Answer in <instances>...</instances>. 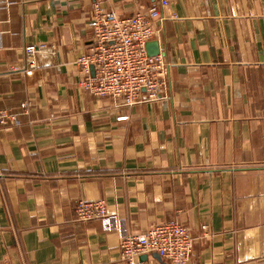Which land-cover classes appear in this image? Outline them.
<instances>
[{"label": "crops", "instance_id": "crops-1", "mask_svg": "<svg viewBox=\"0 0 264 264\" xmlns=\"http://www.w3.org/2000/svg\"><path fill=\"white\" fill-rule=\"evenodd\" d=\"M169 1L166 96L123 106L80 87L91 12L160 0H0V264H126L123 235L170 221L190 264H264V0ZM81 199L114 217L78 221Z\"/></svg>", "mask_w": 264, "mask_h": 264}, {"label": "built area", "instance_id": "built-area-1", "mask_svg": "<svg viewBox=\"0 0 264 264\" xmlns=\"http://www.w3.org/2000/svg\"><path fill=\"white\" fill-rule=\"evenodd\" d=\"M169 0H160L145 11L132 16L95 4L89 27L93 39L89 51L77 58L80 68V87L99 98H111L123 106L152 102L166 96L169 64L160 53L148 54L147 43L158 32L155 20L161 18V8ZM35 46L27 47L29 57L37 52ZM94 67V74L92 73ZM30 103L22 108L28 110ZM17 122L18 116L6 110L0 112V123ZM78 221L103 220L109 223L114 213L105 200L78 201ZM195 238L179 221L159 223L143 234H126L120 238L122 259L126 264H145L143 255L158 253L171 264H190Z\"/></svg>", "mask_w": 264, "mask_h": 264}, {"label": "water", "instance_id": "water-1", "mask_svg": "<svg viewBox=\"0 0 264 264\" xmlns=\"http://www.w3.org/2000/svg\"><path fill=\"white\" fill-rule=\"evenodd\" d=\"M162 45L158 40H151L147 43V50L148 54L151 56L158 55L161 53ZM92 73L94 74V67H92ZM157 256L161 258V256L158 253H155ZM146 255H143L142 258H144Z\"/></svg>", "mask_w": 264, "mask_h": 264}]
</instances>
